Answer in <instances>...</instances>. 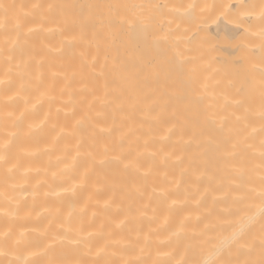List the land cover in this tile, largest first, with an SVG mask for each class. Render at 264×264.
Segmentation results:
<instances>
[{
  "label": "bare ground",
  "instance_id": "6f19581e",
  "mask_svg": "<svg viewBox=\"0 0 264 264\" xmlns=\"http://www.w3.org/2000/svg\"><path fill=\"white\" fill-rule=\"evenodd\" d=\"M264 0H0V264H264Z\"/></svg>",
  "mask_w": 264,
  "mask_h": 264
},
{
  "label": "snow or ice",
  "instance_id": "6c2138e0",
  "mask_svg": "<svg viewBox=\"0 0 264 264\" xmlns=\"http://www.w3.org/2000/svg\"><path fill=\"white\" fill-rule=\"evenodd\" d=\"M261 195L264 196V193H262Z\"/></svg>",
  "mask_w": 264,
  "mask_h": 264
}]
</instances>
